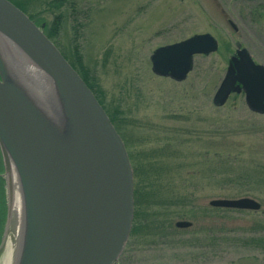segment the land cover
<instances>
[{"label": "rangeland", "instance_id": "1", "mask_svg": "<svg viewBox=\"0 0 264 264\" xmlns=\"http://www.w3.org/2000/svg\"><path fill=\"white\" fill-rule=\"evenodd\" d=\"M12 1L43 30L62 14L51 40L69 58L79 46L92 92L125 145L146 223L133 221L117 264H264V115L243 94L212 103L237 45L264 65V0H67L59 8ZM205 32L218 48L195 55L184 80L152 73L156 47ZM0 173L2 264L14 249ZM239 197L261 208L209 205ZM177 220L191 225L178 228Z\"/></svg>", "mask_w": 264, "mask_h": 264}, {"label": "water", "instance_id": "2", "mask_svg": "<svg viewBox=\"0 0 264 264\" xmlns=\"http://www.w3.org/2000/svg\"><path fill=\"white\" fill-rule=\"evenodd\" d=\"M0 38L21 51L43 82L41 94L0 45L6 227L12 224V167L22 204L13 264H117L133 217V175L122 138L42 27L10 0H0ZM217 48L210 33L193 34L156 47L149 55L150 69L182 81L195 55ZM233 92L244 94L251 111H264V65L254 62L245 47L238 46L229 58L212 103L223 105ZM209 205L261 207L251 197L213 198ZM190 225L176 222L181 228Z\"/></svg>", "mask_w": 264, "mask_h": 264}, {"label": "bare ground", "instance_id": "3", "mask_svg": "<svg viewBox=\"0 0 264 264\" xmlns=\"http://www.w3.org/2000/svg\"><path fill=\"white\" fill-rule=\"evenodd\" d=\"M0 45L2 46L3 50L5 51L6 55L9 57L10 60H12V64L15 68H17L21 73H24V75L29 79V81L33 84H37L36 90L42 94L43 92V82L40 81L38 78L39 74L36 71V68L26 59L25 56L21 53V51L11 42H9L6 39L0 38ZM11 175V181H12V205H11V243L13 246V255L11 256V252L6 250L5 257L2 260V264H13V260L15 257V251H16V244L18 241L20 228H21V222H22V204L20 199V192H19V186L17 182V177L14 172L13 167L10 171ZM12 257V258H11ZM12 259V261H11Z\"/></svg>", "mask_w": 264, "mask_h": 264}, {"label": "trees", "instance_id": "4", "mask_svg": "<svg viewBox=\"0 0 264 264\" xmlns=\"http://www.w3.org/2000/svg\"><path fill=\"white\" fill-rule=\"evenodd\" d=\"M10 1L13 4H15L18 8H20L22 11H24V9L22 8V6L20 4L15 3L12 0H10ZM66 1L67 0H51L50 5H52V7L59 8ZM255 11H257V13H256L257 16H261V12H259V9L252 10V13H254ZM28 16L32 19V17L30 15H28ZM61 19H62V14L61 13H57V14H55L54 19L51 21L50 25H46L44 27L46 30L44 29L43 31L47 35V37L50 38V40L52 39V36H55L57 34V32H58V30L60 28ZM78 47L79 46L77 44H74V45L71 46V54H72L71 56H72V58H69L67 55H65L61 51L60 52L67 59V61L70 63V65L78 72V74L84 80V82L87 84V86L93 91L92 85L89 82L90 78H89V76L87 74V67L85 66V64L83 62V57H82L81 53L79 52ZM98 102L100 103V101H98ZM110 121H112V119H110ZM131 231H132V228H131Z\"/></svg>", "mask_w": 264, "mask_h": 264}, {"label": "flooded vegetation", "instance_id": "5", "mask_svg": "<svg viewBox=\"0 0 264 264\" xmlns=\"http://www.w3.org/2000/svg\"><path fill=\"white\" fill-rule=\"evenodd\" d=\"M228 22L231 24L232 22H231V20H228ZM234 24L232 23L231 24V26H233ZM234 27V26H233ZM238 46H240V45H237V47ZM233 54H235V51L231 54V56L233 55ZM230 56V57H231ZM232 94H243V93H231L230 94V96L232 95ZM229 96V97H230ZM243 97H244V95H243ZM245 102V101H244ZM247 106V105H246ZM254 112V111H253ZM256 113H258V112H256ZM259 114H262V115H264V111L262 112V113H259ZM1 165H2V163H1ZM0 165V166H1ZM3 169V167L1 166L0 167V171ZM3 174V173H2ZM2 174L0 173V183L2 182V179H3V177H2ZM0 200H4L3 198L2 199H0ZM142 201L141 200H133V217H132V224L134 225V223L135 224H138V225H143L144 223H146V219H144L143 218V216L141 215V214H143V212H142V206H145V204H143L142 205ZM1 215H2V217L4 218V215H5V212L2 214V209H1V207H0V232H1V228H2V219H1ZM133 221H134V223H133ZM137 221V222H136ZM178 221V220H177ZM177 221H175V226H176V222ZM145 225V224H144ZM177 227V226H176ZM178 228H181V227H178Z\"/></svg>", "mask_w": 264, "mask_h": 264}]
</instances>
